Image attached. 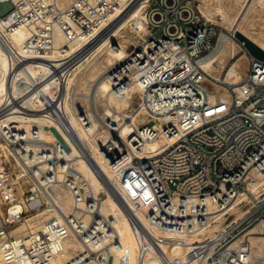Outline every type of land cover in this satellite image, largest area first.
<instances>
[{
	"label": "built area",
	"instance_id": "obj_1",
	"mask_svg": "<svg viewBox=\"0 0 264 264\" xmlns=\"http://www.w3.org/2000/svg\"><path fill=\"white\" fill-rule=\"evenodd\" d=\"M0 1L13 5L0 16V45L9 62L0 93L4 262L52 264L71 234L84 245L75 261L123 262L121 235L100 212L112 196L136 227L139 264L149 258L152 264H264L253 259L245 238L255 226L264 233V61L249 55L247 72L237 83L212 78L201 63L218 46L220 25L202 16L196 0H144L146 31L109 75L110 93L130 103L112 105L102 119L104 133L93 135L108 176L72 134L64 107L66 71L55 66L51 53L63 57L71 44L91 38L134 0ZM60 34L64 40L57 45ZM40 59H48L46 72L32 76L31 62ZM206 78L221 84L228 96L212 98ZM141 110L155 119L138 127L133 116ZM30 114L50 123L33 125L26 136L7 120ZM78 120L90 129L85 114ZM122 123L132 131L125 134ZM41 129L54 140L41 138ZM161 137L162 151L141 157L146 143ZM83 165L100 180L98 192ZM61 187L74 199L68 215L55 197ZM54 212L59 215L33 230L15 231L39 213ZM219 222L224 226L210 233Z\"/></svg>",
	"mask_w": 264,
	"mask_h": 264
},
{
	"label": "bare ground",
	"instance_id": "obj_2",
	"mask_svg": "<svg viewBox=\"0 0 264 264\" xmlns=\"http://www.w3.org/2000/svg\"><path fill=\"white\" fill-rule=\"evenodd\" d=\"M234 1L235 3H242V2L245 3L242 5L241 10H239V12L233 17H231L225 11L224 6L221 3L215 5V13H218V15L222 17V20H215L214 18H211L210 17L211 14L210 13L207 14L210 11L209 10L203 11L201 8L203 15L207 19L209 20L213 19V21L218 22L223 26V28L227 30L225 32H221L218 46L214 51H212L209 55H207V57H205L202 60L201 64L204 70H206L207 73H209L212 78L220 80L221 79L220 74L218 72L215 73V71L218 69L219 71H223L226 68L225 58L229 56L231 59H234V61L229 66L224 81H231L237 83L247 72L248 64H249V54L245 50L242 55L237 56L242 44L238 42V40L235 38V32L240 31L245 36H247L252 41H254L256 44H258L261 48L264 49V32L258 31L255 28V23L254 21H252L251 18L258 12H264V0H234ZM143 2L144 0H135L132 6H130L131 5L130 4L129 5L130 7L129 6H128L129 8L127 7L128 9L126 8L124 11H120L116 15H114L111 21L107 23L101 30L97 31V33H95L91 38L87 40H78L75 43L71 44L69 49L66 50L67 51L66 55H64L63 57L61 58L57 57L59 53L57 50L51 53V56H53L51 57L52 58L51 60L55 61V66L57 67L63 66L64 70L66 71L65 81L63 82L64 83L63 94L64 97H66L64 98V102H65L64 107H65V112L68 115L67 119L69 121V124L71 128L74 130L73 131L71 129L72 134L74 135L75 139L80 143L81 146H85L89 149V151L92 153L93 158L98 162V164L107 173L108 176H112V175L109 171L108 164L105 163V161L102 159L103 158L102 155L98 152L93 135L94 134L102 135L104 133L103 129L101 128L102 125L101 121L106 117L105 115L111 113L112 105H115L116 107H121L122 105L125 106L130 102L129 100H125L124 102H122L121 100L116 99L110 93L111 85L109 82L110 80L109 76L108 75L100 76L101 72L100 73L98 72L92 78V81L96 82L94 84L95 88L94 89L92 88V92L83 95L89 100L90 107L89 109L83 110L84 109L83 108L79 110L75 106L73 100L74 98L77 97V96L75 97V95H79V94L78 93L71 94V98H72L71 105L69 103V95H68L71 88V83L77 76L79 70L78 72H75L73 75H68V74L71 73L72 67L78 63L82 54L84 55L85 49L83 52L82 51L84 47L83 45L90 43L91 41L98 39L99 37H100L99 45L96 44L95 46L96 51L93 54L92 58L90 59H93L95 57L100 58L102 56V52H105L106 57L105 60L103 61L106 66L113 67L119 64L120 62H122L128 56L129 53L127 50V45L121 43L118 39L117 41L115 39L116 37L124 38V39L126 38L125 39L126 41H130L131 38L128 37L127 34H125L126 32L125 28L127 24H130L131 28L134 30V32H136L138 36L142 35V31H146V16H145V12L142 11L144 6ZM231 34L234 36V38L231 37ZM20 37H21L20 33L13 35V39L17 41L20 39ZM63 40H64L63 35L60 34L58 37L57 45L63 42ZM78 49H80V52L72 56V54L75 53ZM67 57L68 59L66 60ZM46 60L48 59H40L38 61L31 62V66L29 67L30 74L32 76H38L46 72L45 71ZM242 63L246 64L244 70L241 67ZM8 64L9 62L5 57L2 47L0 45V93L4 89L3 82L5 80L6 73L8 70ZM203 84L212 93V98H214L216 94H222L223 96L225 95L228 96V93L226 92L225 88L222 85L216 83L211 78H206L203 81ZM219 88H221L222 90ZM98 99L102 100L103 105L105 104L106 106L105 109L102 110L101 108L102 104L98 102ZM81 113L87 116V119L91 124L89 130H87L85 127H81V125L79 124L78 115ZM98 114L99 116H97ZM153 119H155V117L150 112L144 110L136 112L135 115L133 116V122L135 126L138 127ZM7 120L10 121L12 124H14L15 126L14 128H18V130H21L22 134L24 132H27L26 136L29 135V130L33 125L35 124L42 125V124L50 123L40 114H30L25 116L12 115L8 117ZM132 127L133 126H131L130 124H125V123L121 124V130L125 134L131 132ZM155 128H158V124L155 126ZM40 136L41 138L48 141L54 140L53 139L54 136H52L47 130L44 129H41ZM164 142L165 140L162 137L156 140L148 141L142 150L141 157L147 158L153 152H156L155 154H159L162 151V144ZM72 147H73V154L75 155L78 151L76 150L74 145ZM5 152L7 153L6 150ZM81 169L90 178L95 192L101 190V183L99 182L100 180L97 178V176H95L94 172H92L89 168H87L86 165L81 166ZM65 194L67 195L55 194V197L59 201L63 213L68 215L74 211L75 206H74L73 197L71 196V194L67 193L66 189H65ZM100 212L101 214L108 216L113 220V224L116 230L121 235L122 242L125 247V251H124L125 258L123 262L115 263V264H136V255L139 249V242L136 236L137 235L136 227L133 224V222L130 220V218L127 216V213L125 212L123 206L112 196H109L108 198L103 200L100 206ZM55 215H59V212L52 213L49 215H46L44 213H39L30 219L29 224H21L20 226L17 227L15 231H23L26 229L33 230L42 221L48 220L49 218ZM84 220L86 222L89 221V217L86 216ZM254 229L255 227L249 229L248 230L249 232H247L245 236L246 235L248 236V234H250L249 241L251 242L252 245L257 247L256 249L257 254L259 256H262L264 254V237L254 235L255 233ZM83 249H84L83 243L79 240V238L76 235L71 234L65 242L64 250L53 260L52 264H86L75 261L76 259H74L78 255V252L76 253V251H80V250L82 251ZM152 261L153 260L151 258L147 259L146 262L145 259H143L142 264H152L153 263ZM0 264H14V263H6L1 259L0 256ZM137 264H139V262Z\"/></svg>",
	"mask_w": 264,
	"mask_h": 264
},
{
	"label": "rangeland",
	"instance_id": "obj_3",
	"mask_svg": "<svg viewBox=\"0 0 264 264\" xmlns=\"http://www.w3.org/2000/svg\"><path fill=\"white\" fill-rule=\"evenodd\" d=\"M135 2V0L132 2V4ZM218 3H221L223 6H224V9L225 11L231 16H235L239 10H241L242 8V5L245 3V2H242V3H235L234 0H196L195 1V5L198 6V8H202L203 11H207L209 10L210 12H208L207 14H211L210 17L211 18H214L215 20L216 19V16H219L218 13H215V5L218 4ZM132 4L130 6H132ZM129 6V7H130ZM213 6V7H212ZM128 7V8H129ZM127 8V9H128ZM13 9V5L10 1H0V16H4L6 15L8 12H10L11 10ZM143 11V9H142ZM202 12V11H201ZM214 12V13H213ZM257 14V15H256ZM252 18V21H254L255 23V28L258 30V31H261V32H264V12H258L256 13ZM261 14V15H260ZM202 16L205 18V16L203 15L202 13ZM212 22H215L216 24L220 25V27L223 29L221 30L220 32H225L226 29L223 28V26L221 24H219L218 22L216 21H213V19L211 20ZM125 34L128 35V37H130V41H126L124 38H118L116 37V41L117 39L121 42V43H124L127 45V50L128 52L131 51L132 49V44H135L137 42V40H140L141 39V36H138L136 34V32H134V30L131 28L130 24H127L126 28H125ZM100 38V37H99ZM98 38V39H99ZM136 38V39H135ZM95 39L93 41H91L90 43H87V44H84L83 46V52H84V49H85V53L84 55L82 54L80 60L78 61V63L72 67V71L69 75H73L75 72H78L77 76L75 77V79L72 81L71 83V88H70V91L68 93L69 95V103L71 105L72 103V98H71V94L75 93V94H79V95H75L76 98H74V104L75 106L81 110H85V109H89V105H90V102L89 100L84 97L83 95H86L88 94L89 92H92V88L94 89L95 86L94 84L96 83L95 81H92V78L95 74H97L98 72L100 73V76H106V75H110L113 67H108L105 65L104 61L105 60V57H106V53L105 52H102V56L100 58H93V59H90L92 58L93 54L95 53L96 51V44L99 45V42H100V39ZM240 44V43H239ZM115 46V45H114ZM80 47V48H81ZM87 50V51H86ZM245 49L243 48V46L241 45L240 47V50H239V53L237 54V56L239 55H242L244 53ZM80 52V49H78L75 53L72 54L75 55L77 53ZM242 52V53H241ZM241 53V54H240ZM236 56V58H237ZM226 68L223 70V71H219L216 70L215 73H219L220 74V80H224L225 76H226V73L228 71V68L229 66L231 65V63L234 61V59H231L229 56H227L226 58ZM86 62V63H85ZM241 67L242 69L244 70L245 67H246V64H241ZM81 68V69H80ZM101 70V71H100ZM90 81V83H89ZM221 85V84H220ZM90 86V87H89ZM221 89V88H219ZM222 90V89H221ZM67 93V92H66ZM66 98V97H65ZM98 102L100 104H102L101 108L102 110L105 109V104L103 105V102L102 100H99L98 99ZM99 116V114L97 115ZM106 116V115H105ZM102 122V121H101ZM101 130V129H100ZM67 193H69L67 191ZM55 194L56 195H60V194H64V195H67L65 194V189H63V187L61 188H57L55 190ZM70 194V193H69ZM68 194V195H69ZM56 213V212H54ZM56 216V215H55ZM224 225H221V222L215 224L214 226H212L210 229H209V232L212 233L214 230H217L219 231ZM254 228V227H253ZM216 231V232H217ZM255 233L254 235H257V236H262L264 237V233L261 232L259 230V227H256L255 226V229H254ZM249 232L248 230L246 231V233ZM258 233V234H257ZM137 236V235H136ZM250 237V234H248V236L246 235L245 238H248L249 239ZM137 239H138V236H137ZM139 242V240H138ZM252 245V244H251ZM257 247L252 245V250H253V259L257 262H264V254L262 256H259L257 254V251H256ZM79 253L81 252L80 251H76V253ZM136 263H137V259H136Z\"/></svg>",
	"mask_w": 264,
	"mask_h": 264
},
{
	"label": "water",
	"instance_id": "obj_4",
	"mask_svg": "<svg viewBox=\"0 0 264 264\" xmlns=\"http://www.w3.org/2000/svg\"><path fill=\"white\" fill-rule=\"evenodd\" d=\"M235 38L240 42L243 47L245 48L246 52L254 57L257 60L264 61V49L261 48L258 44H256L254 41H252L250 38L245 36L240 31L235 32ZM53 133L56 135V137L59 139V141L67 148L69 149V146L64 141L62 136L59 134V132L55 128H51Z\"/></svg>",
	"mask_w": 264,
	"mask_h": 264
}]
</instances>
